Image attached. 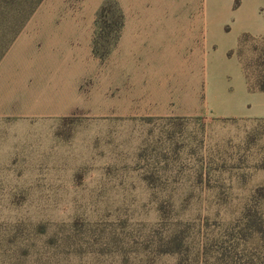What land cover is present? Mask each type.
<instances>
[{
	"label": "rangeland",
	"instance_id": "374dc122",
	"mask_svg": "<svg viewBox=\"0 0 264 264\" xmlns=\"http://www.w3.org/2000/svg\"><path fill=\"white\" fill-rule=\"evenodd\" d=\"M38 1L0 0V57L30 21L56 23L61 34L42 43L92 53L96 79L64 117L1 128L11 155L0 166V264H264V234L242 232L247 209L264 225V92L248 91L237 49L252 37L240 55L255 82L264 0ZM106 3L156 23L144 52L174 73L155 90L168 91L175 117L146 116L131 84L128 100L107 99L117 37L96 26ZM122 56L112 60L132 76L144 58ZM175 236L180 251L164 253Z\"/></svg>",
	"mask_w": 264,
	"mask_h": 264
},
{
	"label": "crops",
	"instance_id": "0c3cea01",
	"mask_svg": "<svg viewBox=\"0 0 264 264\" xmlns=\"http://www.w3.org/2000/svg\"><path fill=\"white\" fill-rule=\"evenodd\" d=\"M30 23H34V26H29ZM36 24L40 25L38 29L42 25L46 26L43 31L32 32ZM29 25L25 27L28 30L12 39L0 57V166H8L7 157L11 155L9 145L5 143L6 139L1 140L2 127L17 121L41 125L48 120H58L72 110L81 108V88L86 81L90 87L95 84L96 59L92 53L81 55L78 50L72 49L63 54L64 48L60 40L55 43L56 50L52 51L51 46L42 43V39L47 34L51 38L58 37L61 26L57 27L53 23L56 28H47L49 23L41 21H30ZM73 25L77 27L74 23ZM155 25L156 23L150 21L122 22L117 43L108 55L111 58L106 56L104 59V83L108 100H128L125 94L131 84L135 86V95L131 101L145 110L146 116L171 117L174 115L172 109L176 107L175 101L167 97V90L160 100L155 86L162 85L166 88L168 84L174 83V73L161 70L160 64L154 60V54L144 52L149 46L148 40L155 35ZM133 40L136 43L132 48L129 41ZM131 50L137 53H129ZM124 54L137 59L144 58L135 65L138 69L132 76H128L123 69L122 59L118 63L112 60L113 56L118 55L124 58ZM85 61L88 68L90 65L92 67L87 73L81 70L85 67Z\"/></svg>",
	"mask_w": 264,
	"mask_h": 264
},
{
	"label": "trees",
	"instance_id": "16d2710c",
	"mask_svg": "<svg viewBox=\"0 0 264 264\" xmlns=\"http://www.w3.org/2000/svg\"><path fill=\"white\" fill-rule=\"evenodd\" d=\"M41 1L42 0H39L37 2L35 8L40 4ZM33 11L34 10H32V12ZM108 14L110 15L112 14L113 16V24H110V25L107 24L106 16ZM123 21H124L123 15L120 12V10L115 5L112 6V4L108 5V3H106V5H104L99 12L98 19L96 21V26L98 29L102 31H108V34L111 37H114V35H116L117 37V34L121 29L120 27ZM248 42H253V39L251 36L244 34L238 41V45H237V49H239V53H238V57L240 60L239 63H240L241 70L244 75V80H245V83H246V86L249 92L251 93L264 92V48H259L255 44L253 45L252 53L255 54V56L252 58L253 69H255L253 72V75H255L253 76L255 79V82H253L251 79V76L249 75V71H248L249 68L243 64V61L240 55L241 53L240 49H242L241 47ZM94 47H96L95 42H94ZM263 196H264V189L263 188L257 189L255 192V198L263 197ZM259 216L260 214L257 210L247 209L245 211L244 217H243L244 228L242 230V232L245 234L243 236H246L247 233L250 236L264 234V225L261 219L259 218ZM172 244L174 246H172ZM181 245H182V240L181 239L179 240V238L175 236L173 240L170 242V245L169 246L167 245L165 246V248H163V252L164 253L179 252Z\"/></svg>",
	"mask_w": 264,
	"mask_h": 264
}]
</instances>
